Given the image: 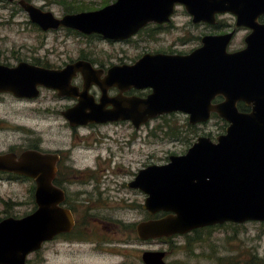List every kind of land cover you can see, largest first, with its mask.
I'll use <instances>...</instances> for the list:
<instances>
[{"label": "water", "instance_id": "95a60500", "mask_svg": "<svg viewBox=\"0 0 264 264\" xmlns=\"http://www.w3.org/2000/svg\"><path fill=\"white\" fill-rule=\"evenodd\" d=\"M17 4L43 30L66 27L110 40H125L151 22H168L176 4L185 5L189 13L213 8L216 12L232 11L241 22L238 24L246 21L253 33L244 52L226 53L228 36H221L214 38V44L193 54L211 55L214 64L209 73L175 69L180 66L162 56H145L133 66L109 70L108 86L150 84L157 95L169 96L164 104L157 103L158 96L146 100L141 104L145 107L141 113L137 112V104L135 110L126 109L123 113L117 108L107 119L140 118L141 122L134 123L139 128L157 115L182 111L189 115L190 125L208 121L211 113L228 123L225 133L215 142L209 137H198L184 155L170 156L166 164L147 167L129 184L148 195L144 209L149 214L168 213L164 219L139 224L140 237H168L226 222L264 221V26L257 28L253 24L257 13L264 12V0H116L99 10L67 14L60 19L25 0H18ZM219 41L223 42L221 49L217 47ZM246 58H251L250 69L239 65ZM85 67L92 72L90 65L78 62L65 73L82 71ZM16 71L31 77L40 75L45 84L53 82L56 77L53 75L63 76L61 72L42 71L27 65L12 72ZM7 72L0 67L1 74ZM59 88L64 91V86ZM203 91L211 96L228 93L230 96H226L225 104L212 106L208 98L201 96ZM15 92L27 94L29 91L24 87ZM242 98L252 104L249 113H242L236 107ZM33 154L23 155L18 162L0 157V171L35 177L36 167L30 162ZM48 190L49 186L38 185L35 193L38 207L30 215L0 221V264H25L30 253L39 250L52 235L68 228V220L59 218L55 203L47 201Z\"/></svg>", "mask_w": 264, "mask_h": 264}, {"label": "flooded vegetation", "instance_id": "af4514ba", "mask_svg": "<svg viewBox=\"0 0 264 264\" xmlns=\"http://www.w3.org/2000/svg\"><path fill=\"white\" fill-rule=\"evenodd\" d=\"M181 16L185 17L187 21L180 25L196 30L202 28L203 30H198L199 34L191 36L190 39L178 38L165 43L159 49L141 52L128 61L119 59L118 62L109 60V62L103 63L98 62L97 59L95 61L86 58L81 54L76 59L69 58L61 65L54 66L47 59L37 56L36 51L29 52L24 56L22 52L0 50V67L9 71L6 74L0 73V157H9V160L18 162L23 155L34 153L30 162L36 167L34 174L36 178L0 171V183L25 186L28 202L32 204L29 213L19 217L6 216L1 220L6 218L21 219L36 211L38 206L35 193L38 185L42 184L49 186L47 201L55 203L54 208L57 209L59 218L65 217L68 220V228L52 235L39 250L30 253L25 264H43L44 262L47 264H231L228 258L216 261L212 252L208 253L203 244H198L201 243L200 238H203L201 232L212 231L219 225L197 228L185 234H173L168 237L145 238L138 235L137 226L139 224L151 220L158 221L168 215L165 211L149 214L144 209L148 195L140 188L129 186L140 171L155 164L138 169L133 178L125 184L126 188L134 190L135 193L138 192L136 195L141 197V202L137 204V210L142 218L126 226H120L119 222L113 220L111 216L106 219L101 218V202L82 192L83 187L88 184L83 176L86 172L84 173V169L76 165L75 159L72 157V148L75 146H71V135L78 137L81 131L110 125H128L131 129L138 131L154 121L177 114L186 115L189 124V115L182 111L157 115L143 122L139 128H136L134 123L141 122L140 118L107 119L110 112L117 108L120 113H123L126 109L135 110V104H137L139 105L137 112L141 113L145 110L141 104L146 100L158 96L157 103L164 104L167 102L164 99L169 96L157 95L150 84L146 87H135L129 84L108 86L106 77L109 70L114 67L133 66L145 56H162L174 60L175 64L180 66L175 69L192 73H209L210 66L214 64L211 55L193 56V54L214 44V38L221 36H228L225 46L226 53L233 55L244 52L248 48L247 40L253 33V29L246 26V21L238 24L241 22H238L237 15L232 11L216 12L213 8L209 11L189 13L185 5L182 4L174 5L168 22L148 23L125 40H110L98 34L85 35L75 30L71 31L66 27L43 30L30 19L29 22L44 35L67 31L81 34L83 37L94 36L106 43H123L133 40L146 30L151 31L148 35L149 39L157 38L156 35L174 30L176 28L175 21ZM255 17L253 24L257 28L263 27L264 12H258ZM261 33L263 32L261 31ZM218 46L221 49L223 42L219 41ZM250 59H242L239 65L250 69ZM78 62L90 65L92 72L85 67L82 71L65 73L71 65ZM171 64L173 63L169 65ZM22 65L47 72H61L63 76L53 75L56 76L53 82L45 84L40 75L31 77L17 73V71L12 72L19 66L22 68ZM196 81L198 83V80ZM61 86H64L62 88L64 91L60 90ZM24 87L28 88L27 94H16L17 89ZM201 96L203 99L208 98L209 105L217 106L225 104L226 96L229 97L230 94L211 96L203 91ZM236 107L242 113H249L252 104L246 103L242 98L236 103ZM213 117L225 122L226 130L228 123L215 113H211L209 120ZM208 121L191 126H200ZM224 133L214 138L208 135L198 137H209L215 142L217 137ZM72 187L77 189L72 190ZM95 187L98 188L96 185ZM110 190L115 193V189L111 188ZM116 193L118 196L119 192ZM120 208L122 207L120 206ZM227 223L244 228L249 225L256 226L257 238L255 240L259 241V245L263 244L264 221H247L241 224ZM209 231L208 233H210ZM241 231H244L245 234L247 232L245 229ZM194 246L196 250L193 249ZM224 252L227 250L225 249ZM257 257L258 262L259 259L261 261L259 264H264V249L263 255L260 258Z\"/></svg>", "mask_w": 264, "mask_h": 264}, {"label": "rangeland", "instance_id": "374dc122", "mask_svg": "<svg viewBox=\"0 0 264 264\" xmlns=\"http://www.w3.org/2000/svg\"><path fill=\"white\" fill-rule=\"evenodd\" d=\"M26 1L60 18L65 14L97 10L114 0ZM186 21L185 17H179L174 30L156 35L157 38L149 39L151 31L146 30L131 41L106 43L94 36L83 37L82 33L67 31L44 35L29 22L27 13L20 8L17 0H0V50L18 51L24 56L36 51L37 56L47 59L54 66L61 65L69 58L76 59L81 54L103 63L109 60L118 62L119 59L128 61L141 52L159 49L178 38L190 39L203 30L180 25ZM225 126V122L213 117L207 123L195 127L187 123L186 115L177 114L154 121L138 131L128 125H110L81 131L78 137L72 134L71 146H75L72 148V157L76 165L86 172L83 176L88 183L82 192L101 202V218L111 216L120 226L137 222L142 218L137 210L141 197L136 195L138 192L126 188V182L143 166L166 164L169 156L183 155L198 136L214 138L224 133ZM111 188L115 189V193ZM75 189L72 187V190ZM25 190V186L0 183V220L30 212L32 204L28 202ZM116 192H119L118 196ZM213 229L201 232L203 238L198 244H203L208 253L212 252L216 261L228 258L231 264L261 262L256 257L263 255L264 242L259 245V241L255 240L256 226L244 228L225 223ZM242 229L247 231L246 234ZM193 249L196 250L195 246ZM225 249L227 252H224Z\"/></svg>", "mask_w": 264, "mask_h": 264}, {"label": "trees", "instance_id": "16d2710c", "mask_svg": "<svg viewBox=\"0 0 264 264\" xmlns=\"http://www.w3.org/2000/svg\"><path fill=\"white\" fill-rule=\"evenodd\" d=\"M103 7V6H102ZM81 10H83V9H81ZM89 10V9H88ZM91 10V9H90Z\"/></svg>", "mask_w": 264, "mask_h": 264}]
</instances>
